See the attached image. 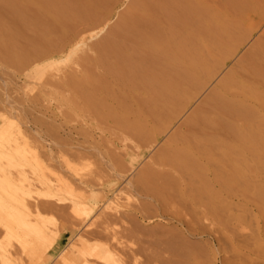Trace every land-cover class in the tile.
Masks as SVG:
<instances>
[{"label":"bare ground","instance_id":"obj_1","mask_svg":"<svg viewBox=\"0 0 264 264\" xmlns=\"http://www.w3.org/2000/svg\"><path fill=\"white\" fill-rule=\"evenodd\" d=\"M118 1L0 0V57L5 64L20 72L40 60L63 52L72 41L79 38L74 43L77 47L78 43H84V36H80L86 29L103 27L109 21ZM206 2L132 0L115 26L102 39L92 44L93 47L84 50L86 54L92 51L90 53L95 56L82 54L81 65L84 70L80 69L84 72L80 71L81 75L71 71L73 74L63 75L55 80L51 75L46 76L43 69L39 72L35 69L31 73L34 70L32 67L28 69V73L30 76H37L38 80L44 79L48 88V85L53 87L57 81L56 88L61 83L59 88H65L63 85H66V88L74 89L73 92L79 94L77 100H80H75V104H78L74 109L79 106V114L87 113L92 119L95 117L90 116L93 112L105 120H111L114 125L112 127L119 129H116L119 134L123 133V136L120 135L123 138H118L130 141L132 145H129L134 153V150H139L135 155L139 159L156 137L164 133L186 109L195 94L214 76L217 68L234 53L236 44L251 34L254 27L244 23L246 13L254 15L258 23L264 21V0H218L216 3L213 0L214 4L211 0H208L209 4ZM210 2L216 5L210 6ZM30 76L29 79L32 78ZM40 93L42 92L38 95ZM69 95L73 97L72 94ZM180 128L182 129L178 128L166 145L139 171L134 182H129L124 190H119L112 198L110 195L115 192V183L102 182L101 172L99 175H90L89 178L74 174L75 178L70 180L56 178L60 183L53 184L46 177L44 179L42 174L37 173L43 178L39 179V175L36 178V173L33 174L36 167L32 166L35 171L31 169L30 176L33 175L37 180H31L36 186H42L41 190L38 188L40 192L35 191L38 195L36 194V199L32 198L33 202L20 197V191L16 190V193V188H13L20 186V182L22 186L23 179L19 183H12L14 190L7 192L9 196L12 194L10 201H6L8 198L5 195L0 196V217L3 218H0V234H3V239H17L22 252L30 237L42 242V247L48 243V249L44 245L43 251H48L44 252L43 258H54L57 264H208L207 258L210 255L206 257V246L188 241L186 232L193 236L211 230L235 233L243 228L241 207L248 202L258 206L260 216L264 217V38L245 54L235 69L226 74ZM15 140L13 141L16 142ZM6 148L4 152L9 151ZM8 151L5 154L12 159ZM0 152L4 154L1 149ZM3 156L0 157V162H7V157ZM64 158L65 156L62 158L64 163L71 161ZM108 160L106 162H114V159ZM5 162H2L3 165L7 164ZM114 163L117 167V161ZM115 167L109 166L118 178L119 169ZM4 169L6 172L0 170V182H3L4 187L5 182L10 187L9 178L14 176V180H20L23 173L26 175L23 171L18 175L22 169H18V174L15 172L17 170L10 169L16 176L11 173L9 177L7 168ZM40 169L42 172L43 168ZM40 169L37 168L39 172ZM48 169L44 168L50 174L52 172L51 176L54 175L55 171ZM32 181L28 178L29 183ZM26 184L23 183L24 186ZM2 185L0 184V188L6 189ZM33 186L35 185L31 187ZM23 190L25 189L22 192ZM26 192L29 193L27 190ZM65 193L68 196L65 197ZM129 193L147 197L154 202L155 207L146 202L139 203L134 213L119 212L118 208L121 206L112 202H117L120 199L118 196L130 195ZM240 196L245 199L242 200V205L236 201ZM55 201L61 202L60 205ZM57 206L56 211L61 210L63 216L61 221L65 220L64 224L61 223V228L50 232L52 229L49 227L50 230L47 231L42 219L43 223L39 226L29 223L31 212L38 217L42 211H52ZM155 208L161 215L177 221L180 228H141L138 218H149ZM96 209H102L100 217L96 216L99 222L95 216L94 221L90 218L89 222L88 217ZM122 219L132 223V227L124 229V234L110 228L112 223H120ZM64 237H67L64 242L72 238L62 246ZM129 239L132 241L127 244ZM6 241L3 245L0 244V264H20L21 260L16 262L19 252L12 250L14 247H7L11 243ZM4 244L7 246L4 247Z\"/></svg>","mask_w":264,"mask_h":264},{"label":"rangeland","instance_id":"obj_2","mask_svg":"<svg viewBox=\"0 0 264 264\" xmlns=\"http://www.w3.org/2000/svg\"><path fill=\"white\" fill-rule=\"evenodd\" d=\"M131 1L132 0H119L117 7H115V9L113 10V12L110 16L109 21L103 27L97 26V27H93L92 29L88 28V29H86L87 31L85 30V32H83L81 34L82 36H80V37H83V36L85 37V38L83 37L84 43L80 42V43H78L79 45L77 44L78 46L75 47L74 43L78 42V40H79V38H77L76 40L72 41L70 46H68V48H66L63 52H61V53H59L53 57L46 58V59H43V60H40V61L34 63L32 66H30V67L34 68V70H32L30 72L34 73L33 71H35V69H38V72H39L40 70L43 69L45 71V73H47L46 76L47 75H49V77L52 76V79H55V80H56V78H59L63 75L73 74L72 73L73 71L75 73H77L78 75H81L84 72V71H81V69L84 70L83 69L84 66L81 65L82 64L81 59L83 58V57L81 58V56H84L82 54H85V55H87V54L92 55L93 54L92 56H95L94 53H90L92 51H89L86 54V52L84 50H86L87 48L93 47L92 44H95L96 42L99 41V39H102V37H104L115 26V24L117 23V21L120 18L121 13H123L124 11H126L128 9ZM204 1L206 2V0H204ZM212 1L213 0H211V2ZM216 1H218V0H214L215 3H216ZM211 2H210V6H212L214 4L213 2H212L213 4ZM206 3L209 4L208 0ZM215 5H213V6H215ZM33 10L35 11V9H33ZM243 20H244V23H246L247 25H251L254 27L252 29L251 34L248 36V38H246L245 40H242L236 44V48H235L234 53L226 59L224 64L220 65L217 68V71L214 74V76L205 84V86L197 94H195V96L188 103V106L186 107V109L172 122V124H170V126L168 127V129L164 133H162L161 135L156 137L155 141L152 142V144L150 145V147L148 149H146V153L139 159L135 157V155H137L139 150L138 151L134 150L135 151V153H134L133 149H131L132 146H130V145H132L131 142L128 140L127 141L125 140L126 142H128L126 145V142L124 140L120 139V138H123L120 136V135L123 136V133L119 134L120 132L117 131L119 129L113 128L114 125H113L111 120H108V119L105 120L104 118H102V117H100V116H98L92 112V114H90V116L91 115L93 117L95 116L93 118L94 119L93 120L91 117H89V114L87 116V113H85L84 115H83V112H82V114L81 113L79 114V112H80L79 106H78V109L76 107L77 110L74 109L75 105L78 104V103L75 104V102L79 100V99L77 100V98H79V94H76L75 92H73V91H75L74 89H72V88L69 89V87L66 88V85H63V84L62 85L65 86V88L64 87H63L64 89L62 87L59 88L58 85L61 83H58V85H57L58 90H57V88H56L57 81H56V83L54 82L53 87L48 85L49 86V88H48L45 86L46 82H44V79L43 80L41 79L44 82V85H43V83L41 82L40 79L39 80L36 79L37 76L35 77V75L33 76V74H31V76L29 75L30 73H28V69H31L30 67H27L26 70H25V68L21 69V71L19 72L18 69L14 70V68L12 66L5 64L4 60L2 61V57H0V131H2V133H3L2 134L0 132L1 139H2V140L0 139V142H1L0 146L3 147V149L1 147H0V149H1V151L4 152V148H6V146L8 145L7 146L8 148H6V149H9V151L8 150L7 151L10 155H12V159H10L11 156L9 158V155L7 156L5 154V153H7V151L4 152V154H0V155L1 156L4 155L3 157H7L8 161H9V159H10V161L13 160L12 162H10V161L5 162V160H3L2 161L3 163L4 162L7 163L6 165L4 164L5 167H3L4 166L3 163L0 162V164L2 163L0 165V170L4 171V170H6L4 168H7V172L9 174L8 175L9 177L11 176L10 175L11 173H12V176L13 175L16 176V174H18V171H19L18 169H22V170H20V173L18 174L19 176H20V174H22L21 171L26 172V175H25V173H23V178H22V176H21V178L19 176H17V178L19 177L20 180L19 179L14 180V179H16V177H14V176L11 177L12 179L9 178L10 181L8 179V181H9L8 186L10 185L11 188L7 187V182H5L6 187H4L3 186L4 184L2 185L3 182L1 181L2 183L0 182V184L3 186V188H6V189L2 190V188H0V190H1L0 196L3 197L5 195V198L6 199L8 198V200H6V201H10L12 199L11 198L12 194H10V196H11L10 197L9 193H7V192L13 191L14 190L13 188H16L15 191L19 190L20 193L22 194V195L19 194L20 197L21 196H22V198L25 197L27 199V201L30 200V202L31 201L33 202L32 198L34 197L33 199H36V197L38 195L37 192H35V191L40 192V190H41L40 188H42V186L39 185L40 184L39 182H38L39 184H37V185H39L40 187L36 186V184H35V182H36L35 180H37L36 176H38L39 174H42L44 179L47 178V180L48 179L51 180L50 182H52L53 184H58L60 182L56 178H61L60 180H64V181L74 179L75 176H77V177L80 176L81 178L82 177L83 178H86V177L89 178L90 175L94 176V174L96 175V173L99 175V172H101L100 173L101 179L103 178V180H104V181L101 180L102 182L107 181L105 183H112V182L115 183V186H114L115 192L113 195H110V198L114 197L115 193H118L119 190H124L128 186L129 182H134L139 171L141 169H143L144 166H146V163H148L151 160L152 156L157 154L166 145L168 139L175 132L178 131V128H179V130L183 128V127L180 128V126L185 122L186 118L188 116H190V114L193 111H195L197 109V107L200 106V104L205 99V97H207L213 91V89L221 82V80L226 76V74L231 72V70L235 69L238 66L239 62L242 60V58L245 56V54L248 53L256 45V43L258 41H260V39L264 38V21L258 23L256 21L255 16L250 14V13H246ZM72 47H75V49H72ZM83 52H85V53H83ZM51 62H53V63L51 64ZM78 68L79 69L81 68V69L78 70ZM73 69L78 70V71H75ZM80 71L82 72L81 74H80ZM26 74H28V75H26ZM25 75H26V77H25ZM28 76L32 77L33 79L32 78L29 79ZM27 78H28V80H27ZM59 86H61V85H59ZM66 89L67 90L69 89V90L67 91ZM39 92H42V93H40V95H38ZM46 93H47V95H46ZM57 93H58V95H57ZM74 93L76 94V96L74 95ZM42 94H44V95H42ZM66 94L68 96H66ZM69 94H72L74 98ZM69 96H70V98H69ZM6 98H7V100H6ZM67 98H69V99H67ZM73 99H74V101H73ZM35 101H37V102L35 103ZM17 102H19V103H17ZM32 104H33V106H32ZM9 108H11V111L9 110ZM7 110L10 111L11 114ZM24 111H26V113ZM6 114H7V116H6ZM19 116H20V119H18ZM84 116H87V118ZM4 117H5V120L3 121ZM97 117L100 119H98ZM101 118L104 120H102ZM63 119H64V121H62ZM66 119H67V121H66ZM97 119H98V122L96 124L95 121ZM23 120H24V122H22ZM19 121H21V122L19 123ZM25 121H26V123H25ZM33 121H35V122L37 121V122L35 123ZM99 121H100V123H99ZM102 122H103V125H102ZM51 123H52V125H50ZM107 123L109 125H107ZM35 124H36V126H35ZM53 124L55 126H53ZM23 129L26 132H24ZM21 131L23 132L22 134H21ZM117 133H118V136H117ZM2 135H4V136H2ZM2 137L5 139V142H3L4 139ZM111 137L113 138V140ZM118 137H120V138H118ZM115 138H117V140ZM6 139H7V141H6ZM104 139H106V140H104ZM11 140H12V145H11ZM13 140H15L16 142H14ZM119 140H120V142L121 141L122 142L121 143L118 142ZM105 141L107 142V144ZM25 142H27V143H25ZM5 143H7V144L5 146H3L2 144H5ZM8 143H10V144H8ZM16 144H17V147H18V145H19V147H21L22 151L20 150L19 147L18 148L16 147ZM53 144H54L55 148L52 147ZM91 145L93 147L90 148L89 146H91ZM96 145L98 147H96ZM9 146H11V148L14 146L15 147L11 149V148H9ZM32 146H34V147H32ZM57 146L59 149L57 148ZM114 147H116V148H114ZM140 148H141L140 150H142V147H140ZM17 149H19V150H17ZM14 150H16V152ZM124 150H125V152H124ZM60 151L62 153L61 156L59 155V154H61ZM77 151H79L80 155L81 154L82 155L80 156L79 152H77ZM18 153L20 154V156H18L19 155ZM87 153H89V154H87ZM83 154H85V155H83ZM86 155H88V156H86ZM111 155H113L114 157ZM63 156H65L66 160L69 159V161L70 160L71 161L70 162L65 161L66 163L68 162V164L64 163V161L62 159ZM110 156L112 157V159L110 158ZM36 157H37V159H36ZM48 157H51L52 159H50ZM65 158H64V160H65ZM108 158H110V159L108 160ZM15 159H17V160H15ZM107 160L108 161L113 160L114 162L117 161L116 166L117 165L118 166L115 167L114 162L113 163L106 162ZM72 161H74V162L72 163ZM20 163H21V165H20ZM106 163L108 166L106 165ZM121 163H122V165H121ZM57 164H58V167H57ZM7 165H9V166H7ZM39 165L41 167H39ZM110 165L114 166L116 169H119V170H117L118 171V178H116V176L110 170V168H109ZM32 166H34V168L36 167L35 168L36 172H34V173H33V170L35 171V169ZM59 166H61V167H59ZM66 167L69 169L67 170ZM37 168L38 169L43 168L42 172H41V169L39 172V170H37ZM44 168H47V169L50 168V171H51V169L53 172L55 171L54 175L51 176L52 172L50 174V172L44 170ZM10 169H12L13 171L17 170V171H15L16 174H13V171ZM31 169H33L32 170L33 174L36 173L34 175L36 177L35 179L33 178V175L30 176ZM57 169L59 171H57ZM60 169H62V170H60ZM43 170H44V173H43ZM107 170L110 171L111 173H108ZM62 171L64 174L62 173ZM65 171H67L68 174ZM71 171H74V173ZM4 172H6V171H4ZM75 172H77V173H75ZM37 173H39V174H37ZM59 173H61V176ZM43 174H45V176ZM102 174H103V176H102ZM25 176H26L25 179L27 181L24 179ZM39 176H41V175H39ZM42 176L39 177V179L43 178ZM53 176H54V179L52 178ZM28 178L30 181H32L34 179L33 181H35V182L32 181L29 183ZM107 178H110V179H107ZM21 180H22V186H24L23 183L24 184L27 183L28 186L26 184L24 186L25 188L22 187L21 182H20ZM18 181L20 182V186L19 185H17V187L13 186L12 183L15 184ZM29 184H32V185L34 184L35 186L31 187L32 185L29 186ZM12 186H13V188H12ZM18 186L20 189L18 188ZM36 187H37V189H35ZM32 188L35 190H33ZM22 189H25V190H23V192H22ZM26 190L29 191V193L26 192ZM30 190H33V191L31 192ZM15 191H14V193H15ZM16 193H17V191H16ZM2 194H3V196H2ZM129 194L130 195L122 194L121 196H124V198L121 196H118V198H120V199L117 202H116V200L114 202H112L119 207L121 206L120 208H118V209H120L119 212H121V213H126V212L134 213L135 212L134 210H136L135 207H138V205H140L141 203L150 202L152 205L154 204V202L149 200L147 197L145 198L144 196L139 195V194L138 195L137 194L133 195V193H129ZM66 195L67 194L65 193L64 196L66 197ZM242 200H245V199L241 196L239 197V199L238 198L236 199L237 202H239V203L241 202L240 203L241 205L244 203V201H242ZM133 201L137 202V204ZM8 203H10V202H8ZM54 203H57V202L55 201ZM60 203L58 202L57 205L58 204L60 205ZM155 205H157V204L155 203ZM247 207H249V209ZM257 207L258 206H256L253 203H250V202H248L246 206H245V204L242 205L241 214H243L242 216L244 217L243 218L244 224L242 226L243 228H241L240 230H238L237 232L232 233V234H231V232H225L224 233L222 231L221 232L220 231L215 232L214 230H211L205 234L193 236V235H189L185 231L184 228H181V229L184 232H186L188 241H190L191 243L196 244V245L199 243L198 245L202 244L201 246H206L205 248L208 249V252L206 251V253H207L206 257H208L210 255L207 258L208 264H264V223H262V222H264V217L260 216ZM56 209H58V206H57V208H55L52 211L49 209L44 210L45 212L42 211L40 213V216H38L39 219L35 215L34 212H31L32 216L30 215L29 216L30 218L28 217V219H30V221H31V222L29 221V223L31 225H34V226H39V225H42V223L44 222L43 225H46L45 227L48 229L47 231L50 230L49 227L52 229V230H50V232L55 230V229L61 228L60 227L61 223L64 224L65 220L62 218L64 223L61 221V216H62L61 210H59V211L57 210L58 211L57 212ZM96 210L93 213H91L90 216L88 217L89 222H91L90 218H92L94 221V216H95V219H97V217L98 218L100 217L99 215L101 214L100 212L102 209H98L97 211ZM154 210H156L157 212L155 211L156 212L155 213ZM154 210L152 211L153 213L152 212L150 213L149 218H144V219L138 218V223L140 222L139 225L141 226V228H142V226L144 229H146V228L150 229V228H154V227L156 228V227H160V226H163V227L168 228V229L169 228L170 229L180 228V225L177 223V221L170 219V217L167 215H161L160 212L156 208ZM108 211L110 212L111 210H108ZM246 211H247V213H246ZM69 212H70V210H69ZM33 215L36 216V218ZM0 218H2V217H0ZM33 218H35L34 221H33ZM9 219H10V217H9ZM37 219H38V222H37ZM41 219L43 222L41 221ZM97 221L99 222V219H97ZM97 221H95V223ZM37 223H40V224H37ZM56 224H57V226H56ZM131 224L132 223L127 221V219H125V221H123V219H122L120 223H119V221L112 223L110 225L111 226L110 228L113 230L115 228L114 231L122 232L124 234V229H126L128 227L129 228L132 227ZM151 224H152V226H151ZM2 235L3 234H0V244L1 245H3L2 243H4L6 241L5 240L6 238L3 239L4 236H2ZM214 235H215V237H214ZM66 238L67 237L63 238L62 246H64L65 243L68 240H70L72 237H70L68 240H66V242H64ZM2 239H3V241H2ZM10 240H12V241L10 242ZM10 240H7L6 242L9 241V243H11V244L8 246L4 244V247L7 246L11 249H12V247H14L12 250L19 252V254L16 255V262H19L21 260L19 262L20 264H24V263L25 264H57V263H55L54 258L49 259V260L46 258H43L44 257L43 254L45 255L44 252L48 251L47 250L48 249V245H47L48 243L44 244V242H43V244L45 246L47 245L46 251H43L45 249V246L43 245V247H42V245H41L42 242L39 243L35 240L34 237H30V239L28 238V240H27V245H26V249H25L26 252L24 251L25 252L24 253L21 251L22 250L21 244L18 243L17 239H14V240L10 239ZM229 240H231L232 243ZM131 241H132V239L131 240L129 239L126 242H127V244H130ZM133 241L135 242V240H133ZM216 241H219V242H216ZM9 243H7V244H9ZM137 243H138V240H137ZM207 244H209V245H207ZM235 244H237V245H235ZM234 248H236V250H238V251L237 252H236V250L234 251ZM21 253H22V255H21ZM41 257L43 259H41ZM18 258H19V260H18Z\"/></svg>","mask_w":264,"mask_h":264}]
</instances>
